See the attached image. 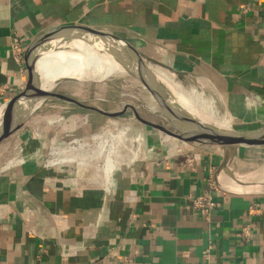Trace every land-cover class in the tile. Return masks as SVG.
I'll list each match as a JSON object with an SVG mask.
<instances>
[{
	"label": "crops",
	"instance_id": "1",
	"mask_svg": "<svg viewBox=\"0 0 264 264\" xmlns=\"http://www.w3.org/2000/svg\"><path fill=\"white\" fill-rule=\"evenodd\" d=\"M102 26L122 29L120 37L145 55L200 76L207 89L193 94L215 119L234 128L264 125V0H0V106L23 89L33 41ZM14 39L19 60L10 53ZM121 99L96 98L109 108L85 105L88 112L66 107L67 120L46 121L50 129L34 123L30 133L10 139L18 130L0 144V264H264V195L217 190L215 150L159 129L177 133L159 105L121 106ZM114 124L133 127L155 149L121 169L108 191L89 182V169L43 166L49 139ZM42 142L44 152L20 161ZM212 187L215 208L204 217L191 198Z\"/></svg>",
	"mask_w": 264,
	"mask_h": 264
},
{
	"label": "water",
	"instance_id": "2",
	"mask_svg": "<svg viewBox=\"0 0 264 264\" xmlns=\"http://www.w3.org/2000/svg\"><path fill=\"white\" fill-rule=\"evenodd\" d=\"M123 33L122 29L113 26L65 29L33 41L27 56V76L23 89L0 106L3 109L0 114V144L21 129L50 98L89 109L75 99L54 92L60 83L80 80L62 78L43 89L36 69L40 57L49 52L65 50L66 46L76 41L107 57L119 67L123 74L121 77L133 78L148 90L177 133L159 129L190 145L207 146L220 155L221 161L213 175L217 190L234 195L263 196L264 182L245 180L232 169V164L241 146L264 143V125L253 130H236L232 125L220 126L204 115H197L177 99L171 86L187 87L201 92L207 89L205 81L200 76L177 71L145 55L121 38L120 34ZM231 183H237L240 187Z\"/></svg>",
	"mask_w": 264,
	"mask_h": 264
},
{
	"label": "built area",
	"instance_id": "3",
	"mask_svg": "<svg viewBox=\"0 0 264 264\" xmlns=\"http://www.w3.org/2000/svg\"><path fill=\"white\" fill-rule=\"evenodd\" d=\"M10 53L19 60L21 46L17 39L10 43ZM45 148L41 146L33 149L22 162L36 158ZM154 147L145 148L142 135L135 133L134 128L124 124L104 125L90 131L87 135L64 134L61 141L55 137L49 139L43 166L48 169L62 165L89 169L92 172L89 182L99 184L100 188L108 191L111 180L123 168H129L142 162L154 151ZM28 155L30 158H28ZM215 188L191 198V209L202 216H209L215 208L212 192ZM250 236V225L242 229L241 239Z\"/></svg>",
	"mask_w": 264,
	"mask_h": 264
},
{
	"label": "rangeland",
	"instance_id": "4",
	"mask_svg": "<svg viewBox=\"0 0 264 264\" xmlns=\"http://www.w3.org/2000/svg\"><path fill=\"white\" fill-rule=\"evenodd\" d=\"M120 78V79H119ZM56 93H61L67 97L75 99L77 101H85L82 103L84 105H93L98 109L109 108L104 101H95L96 98H107V97H117L120 96L122 99L121 103L125 105H144L145 108L157 110L158 103L154 97L148 92L147 89L143 87L141 83L130 77H117L106 80L99 81H65L60 83L54 90ZM108 92H112L111 95H108ZM210 97V96H209ZM212 98V97H211ZM215 104L217 105V101ZM119 106V105H118ZM70 107L71 109L76 108L78 111L88 112L85 109L72 105L70 103H65L60 101L57 98H50L44 102V104L38 108V110L26 121L17 134H14L10 139H15L20 133L29 131V126L38 123L37 126L40 129H44L50 126H46L44 123L46 121L53 122L58 118L67 120L71 115L70 113H65L62 109ZM69 108V109H70ZM94 114V113H89ZM224 117L225 111L217 109V116ZM98 117V116H96ZM99 118V117H98ZM226 118V117H225ZM158 119V118H157ZM162 119V118H161ZM39 121H44L39 124ZM66 122V121H65ZM231 122V121H230ZM61 125V124H59ZM53 126H55L53 122ZM259 126L258 124H251L250 126H236V130H251ZM45 150H43L44 152ZM24 154V153H22ZM26 156V155H24ZM239 167L238 170H235L237 174L244 177L247 181H259L264 179V143L261 144H251L243 145L239 150L238 158ZM21 161V160H20ZM234 169V168H232ZM260 170V171H259ZM262 175V176H261Z\"/></svg>",
	"mask_w": 264,
	"mask_h": 264
},
{
	"label": "bare ground",
	"instance_id": "5",
	"mask_svg": "<svg viewBox=\"0 0 264 264\" xmlns=\"http://www.w3.org/2000/svg\"><path fill=\"white\" fill-rule=\"evenodd\" d=\"M36 69L41 78V88L43 89H47L54 81L62 78L99 81L123 76L119 67L112 61L81 42H71L65 50L45 54L38 59ZM171 87L177 99L197 115H204L220 126L228 127L230 125L228 121L217 120L207 112L197 101L191 88L176 85ZM2 112L3 109H0V114ZM262 173H264V169H262ZM259 182L263 183L264 179ZM231 185L240 187L237 183H231Z\"/></svg>",
	"mask_w": 264,
	"mask_h": 264
}]
</instances>
